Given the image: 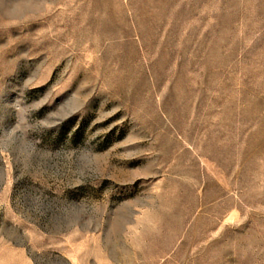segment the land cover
<instances>
[{"label": "rangeland", "instance_id": "obj_1", "mask_svg": "<svg viewBox=\"0 0 264 264\" xmlns=\"http://www.w3.org/2000/svg\"><path fill=\"white\" fill-rule=\"evenodd\" d=\"M0 264H264V0H0Z\"/></svg>", "mask_w": 264, "mask_h": 264}]
</instances>
